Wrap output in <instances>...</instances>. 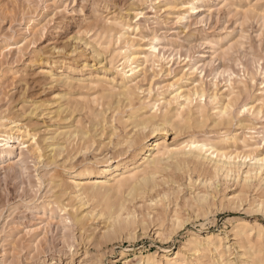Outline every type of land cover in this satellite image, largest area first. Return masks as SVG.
I'll return each mask as SVG.
<instances>
[{
  "label": "rangeland",
  "instance_id": "obj_1",
  "mask_svg": "<svg viewBox=\"0 0 264 264\" xmlns=\"http://www.w3.org/2000/svg\"><path fill=\"white\" fill-rule=\"evenodd\" d=\"M167 1L170 5H163ZM137 13L141 15L135 17ZM116 22L124 24L128 42H131L129 50L135 55H148L151 45H156L158 50L156 58L143 64L141 74L129 84L135 98L133 104L149 108L156 102L161 112L172 113L177 104L182 103L181 99H175L180 93L191 99L190 108L199 106L205 115L204 125H198L200 129L190 120L186 128L182 127L185 123L180 124L178 130L166 128V133H157L156 138H162L167 145L195 140L215 143L236 152L245 151V146L264 152V139L261 138L264 135V0H205L197 5L194 0H0V125L4 124L5 131L13 136L9 156L0 157V264H122L123 251L130 259L133 252L145 255L165 248L172 252L184 244L190 233L201 237L209 234L223 237L227 233L230 258L237 264L244 260L251 262L247 256H239L243 249L232 236L231 222L243 220L250 225L264 226V205L256 207L253 198L257 194L253 188H245L242 196L238 193L241 181H238L240 184L218 181V203L222 194L238 196V200L229 210L218 209L220 204L217 203V208H210L207 217L193 214L186 203L178 199L176 211L188 222L168 241L158 237L152 224L146 225L143 231L137 227L135 238L131 240L124 234L105 237L102 220H90L82 228L68 218L71 211L68 206L73 203L65 196L55 198L57 189L52 190L54 187L49 180L52 176H63L61 172L64 171L60 162L50 163L42 139L50 136L51 130L54 132L61 127L59 119L48 110L56 106L53 95L67 93L70 96L71 93L64 87L62 90L60 84L48 85L45 78L37 74L40 65L46 66L41 54L46 56L50 52L48 55L53 58L63 57L64 64L76 66V71L85 61L93 66L92 74L100 75L103 70H111L110 61L115 64L119 59L116 51L122 43L116 40ZM92 47L100 48V59L89 56ZM76 55L78 60L74 59ZM64 69L55 73L60 75ZM199 95L202 97L198 98ZM72 96L77 100L87 98L88 104L99 95L96 91L78 93L75 89ZM117 100L121 102L123 98L109 99ZM104 101L107 102L99 100L98 104L103 105ZM39 102L45 106L47 103L48 109L41 103L40 109L44 112H39L42 115L35 110L31 116V106L41 105ZM50 102L55 106H49ZM220 110L224 111L223 115L218 114ZM80 119L85 122L84 116ZM26 132L37 133L35 140L41 151L34 150V143L25 137ZM154 138L146 134L147 144ZM95 141L91 146L94 152H90V148L89 154L83 151L80 153L83 156H76L73 163L92 162L94 157H98V161L113 160L111 163L125 158L126 162L132 160V150H126L123 156L114 152L112 144L99 146ZM176 174L179 175L169 168L157 176L167 180V176ZM194 177L190 175L191 187L185 181L188 188H184L181 196L184 193L189 197L192 191L191 195L197 191L211 192L214 188L194 182ZM62 178L64 183L69 182L67 175ZM161 181V187L165 188ZM180 181L184 183V175ZM160 204L152 206L151 215L160 212L164 216L163 212L175 209L173 204H169L170 208ZM62 206L67 207L61 211ZM254 233L253 230L249 236L251 242Z\"/></svg>",
  "mask_w": 264,
  "mask_h": 264
},
{
  "label": "bare ground",
  "instance_id": "obj_2",
  "mask_svg": "<svg viewBox=\"0 0 264 264\" xmlns=\"http://www.w3.org/2000/svg\"><path fill=\"white\" fill-rule=\"evenodd\" d=\"M194 1L196 5L197 3L203 4L205 2V0ZM167 4H169V1L165 2V4L163 3V5ZM191 9L196 10L193 6H191ZM139 15L141 13L135 14V17ZM121 17L119 18L121 19ZM114 25L118 27L116 30V34L118 35L116 40H118L119 44L122 43V46L116 51V57H119L116 63L112 64V61H110V67H108L111 70H103L100 75H94L91 72L93 66H88L84 61L78 66L80 67L78 68L79 70L76 71V66H66L63 57L58 55L59 57L54 56L55 58H53L51 55H48L51 54L50 52H47L46 56L41 54L46 66L40 65V67L38 66L39 68L36 66L38 71L35 69L37 74L41 75L43 79L45 78L48 85L60 84L62 90L64 87L71 93L70 96H67V93L59 96L53 95L56 106L53 102H50L49 106L51 104L55 106L53 107L54 109L51 107L54 111L46 107L47 103H45V106L41 102L46 109L50 110V113L52 111L51 114L56 116L59 121L56 118L54 119L61 124V127L56 128L54 132L51 130V135L46 136L47 139L46 137H44L45 139H41L44 141L45 150L48 153L47 158L50 160V163L60 162L59 165L62 167L60 168L64 171L61 172L62 170L60 169L61 175L64 173L65 176L67 175L70 178L69 182L66 181V178L65 182L67 183L63 182L62 177L64 175L56 178L52 176L49 180V184L54 187L52 190L57 189L56 199L65 196L67 201L73 203L68 206L71 209L68 212V218L72 220L70 221L84 228L88 221L100 219L105 225V237L124 234L130 240L135 238L137 227L143 231L146 230V225L152 224L155 230L158 231V237L163 238V241H168L174 234L184 229V226L186 227L188 222V219H182V216L180 217V214L176 211L175 207L179 206L177 201L182 200L183 204L186 203V206L191 209L193 214L199 213L201 216L207 217L211 213L210 208L216 207L218 203L216 200V196L220 191L217 189L219 186L218 181L220 183L221 181L224 183L229 181L238 183V181H241L242 183H238H241L239 185L240 188L238 187L240 189L238 193L242 196L245 188H253L257 194V197L253 198L256 207L263 206L264 152H256L247 146H245V151L236 152L235 150H227L215 143L208 141L197 142L195 140L167 145L164 143L165 141L163 142L162 138H156L155 135L157 133H166V128L178 130L181 128L179 127L180 124L183 123L185 124L182 127L186 128L190 120H194L197 126H202L206 120L205 115L199 106H196L194 109L190 108L191 99L180 93L176 94L175 99H181L182 103H178L177 108L172 113L168 111L161 112V108L156 102H153L149 108L143 105H134L133 101L135 98L130 91L129 84L135 81L141 74L143 64H147L150 58H156L158 50L156 45H151L148 55L142 57L135 55L134 52L129 50L130 46L128 43L131 42H128L124 24L116 22ZM87 44L85 47H88ZM91 46L93 45L91 44ZM101 52L100 48L92 47V54L89 53V56L96 60V58L100 57ZM107 54H109V51ZM76 57L77 55L74 59ZM102 58L104 60V57ZM39 63L37 62V64ZM62 67L65 68L64 73L62 71L61 74L59 73L60 75H57L55 72H59ZM107 72L110 74H108V78ZM57 87L59 88V86ZM75 89L78 90V93L80 91H96L99 96H96L97 98L95 97L91 101L89 100L90 102L86 104L87 98L84 100L73 98L72 93ZM88 97L90 98V96ZM114 97L123 98V100L121 102V99L114 102L109 101V99L111 100ZM201 97L202 95L198 96V98ZM78 98L80 99V97ZM99 100H107V102L104 101V104L100 105L98 104ZM41 103L39 102V104ZM42 104H31V108L33 109H31L30 115L35 110L41 111ZM185 108L186 110H184ZM147 109L148 111H146ZM223 113L224 111L221 110L218 112L219 115H223ZM39 114L36 113L37 117H39ZM82 116H84L85 120L83 123L80 119ZM230 118L232 117L230 116ZM12 124L14 125L15 123ZM8 126H11V124ZM199 126L198 128L200 129ZM0 129V157L9 156L8 148H12L10 140H12L13 136L10 137L5 131L7 128L4 124L0 125ZM48 132L50 131L47 130ZM34 133L29 134L26 132L25 137L31 139L29 141L34 143V150L39 152L41 151V147L35 140L37 133ZM146 134L153 138L155 137L150 144H147ZM113 138H115V141L112 140ZM261 138L263 141L264 135ZM95 140H97L99 146L112 144L114 152L119 155H123L126 150H132L133 157L130 156L132 160L126 162V158L124 157V161L111 163L113 160L111 162L109 160L104 161V159L103 161L102 159L98 161L99 159H96L98 157L95 158L92 154L94 157L92 162L90 160L88 163H82L83 161H80V164H76L77 162L73 163L76 156L78 157L83 151H88L90 148L89 151L94 152L95 148L91 150V146L93 143L96 144ZM225 141L227 143L228 140ZM99 148L96 149L99 150ZM112 152L111 154H113ZM130 154L132 153L130 152ZM169 168L173 172L179 173V175L167 176V180H164L166 179L165 174L163 180L159 177L160 175L157 176ZM191 174L196 176L194 177L196 178L195 181L193 180L194 182L198 181L201 185H209L210 188H214L212 190L209 189L211 192L197 191L193 195H191L193 191L190 192V190L189 197H186L184 193L181 196L180 194L184 188H188L186 187L188 185L185 186V181L187 180L186 182L189 184ZM183 175L184 183L180 181L183 179ZM157 179L162 180L160 181L165 188L161 187L160 181H157ZM199 183L197 184L198 186ZM185 193L187 194V192ZM237 200L238 196L229 197L222 194L218 203L220 204L218 205L220 206L218 209L225 207L229 210L233 208V205H236L235 201ZM160 203L165 207L173 204L174 207H172L175 209L173 211L168 209L169 213L163 212L164 216L160 212L151 215L152 206L161 205ZM66 207L62 206L61 211ZM168 207L170 208V205ZM231 223L232 236L238 242L239 247L243 249V252L239 256L242 258L247 256L251 261L244 260L242 264H264V226L259 224L250 225L243 220H232ZM87 227L91 228V225ZM253 230L255 233L251 237H254V241L251 242L249 236ZM227 236L226 233L223 237L219 234H209L201 237L198 234L190 233L184 244L172 252L166 248L160 250L158 253L149 252L145 255L141 252H133L131 253L133 258L130 259L126 257L127 255L123 251L121 252V256L123 257L122 264H237L234 262L235 260L233 261L230 258L231 254H229V248L227 247ZM257 246H261V248Z\"/></svg>",
  "mask_w": 264,
  "mask_h": 264
},
{
  "label": "snow or ice",
  "instance_id": "obj_3",
  "mask_svg": "<svg viewBox=\"0 0 264 264\" xmlns=\"http://www.w3.org/2000/svg\"><path fill=\"white\" fill-rule=\"evenodd\" d=\"M194 147H195V145H194Z\"/></svg>",
  "mask_w": 264,
  "mask_h": 264
}]
</instances>
